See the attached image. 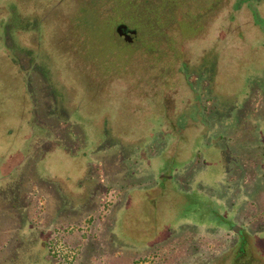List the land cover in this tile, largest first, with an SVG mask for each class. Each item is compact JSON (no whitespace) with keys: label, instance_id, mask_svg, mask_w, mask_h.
Here are the masks:
<instances>
[{"label":"rangeland","instance_id":"374dc122","mask_svg":"<svg viewBox=\"0 0 264 264\" xmlns=\"http://www.w3.org/2000/svg\"><path fill=\"white\" fill-rule=\"evenodd\" d=\"M119 10L126 18L111 20ZM120 24L137 31L132 41L118 35ZM258 42L264 46V0H0V167L20 163L24 148L35 164L36 147L54 143L75 153L102 154L98 162L107 185L96 201L106 207L107 243L120 205L118 188H112L119 155V170L134 169L143 178L138 183L145 187L136 191L150 195L156 188L148 192V185L168 188L162 201L142 203L151 221L160 222L148 242L216 236L217 257L195 250L190 264H264V170H257L264 163V143L256 150V133H264V49ZM11 119L16 123L7 124ZM132 157L133 167L127 161ZM245 163L249 167L243 172ZM21 166L29 168L28 193L37 186L46 193L32 177L31 165ZM63 172L56 174L66 181L71 172ZM13 174L0 170V199L18 193L7 186L20 176ZM2 206L8 216L16 209L8 201ZM131 206L114 225L112 245L126 251L138 241L125 228ZM11 223L13 235H0L6 256L16 242L17 219ZM231 223L238 231L229 228ZM174 242L164 264H177L184 256ZM58 247L67 261L79 255L77 264L82 263L81 252L63 243ZM87 252L89 259L95 256ZM144 255L131 264H147ZM106 259L97 264H119L110 255L111 262ZM8 260L50 264L33 242Z\"/></svg>","mask_w":264,"mask_h":264},{"label":"crops","instance_id":"0c3cea01","mask_svg":"<svg viewBox=\"0 0 264 264\" xmlns=\"http://www.w3.org/2000/svg\"><path fill=\"white\" fill-rule=\"evenodd\" d=\"M262 36L263 33L260 37ZM260 37L256 36L258 40ZM260 43L261 47L257 48L259 50L261 48L262 50L264 49L262 42H258L257 44ZM6 123H16V121L11 119L7 120ZM25 142V146H27V141ZM52 145L51 148L47 147L43 149L44 151L42 155L33 165L30 164L28 159L30 155L28 149L25 150L24 148V150H22L23 157L20 163H16L13 167H0L2 173H6V176L9 177L15 176L13 174L14 171H17L18 173L20 172V176L16 179V183L13 182V184H11L10 181H13V179H9L7 185L10 188L11 186L16 187L18 193L16 195L5 194L0 199V202L1 204L3 203V205L4 203H7V201L12 205H16V209L11 211L13 212V215L11 216L6 214L7 208L4 206L0 207V235H13L12 230L14 229V224L11 222L14 218L17 219V227L15 228L17 229L16 235L21 234L20 236L23 237L19 249H23L24 245H26V242L24 241H31L32 239L37 241H33V244L44 249L45 241L54 239L56 235L62 233L61 235H65V240H69V246L74 249L73 252H82V258L80 259L82 262L81 264H89L91 260L97 264L105 259V257L109 259V255L110 257L112 256L114 259H117L119 264H131L136 256H140L143 253H145L143 257L144 262L147 264L152 263V261H155L156 259L159 260L160 264H164V253L169 251L168 249L171 247L169 244L174 240H176V242L172 245L176 244L178 247L182 246L185 251L184 256L177 259V264H190L189 261H193L194 258L190 259L189 257H191L195 250L199 251V254L201 251L210 257H217L215 254L216 236L199 235L198 237H193L181 235L179 237H172L165 242H148L149 237L151 239L154 227L160 225V222L154 217L151 221V216L147 215L146 208H144L142 203L149 205L147 198L151 199L153 205L162 201L163 193L165 192V189L168 190V188L166 186L160 188L159 185H148L147 191L149 188H156L153 194L148 191L151 193L150 195L146 191L144 192V190L136 191V187H145V184L138 183V181L143 178L134 175V169L133 172H131L132 169L130 168L126 171L119 170L121 162L119 155H115L116 160L113 165L116 167L114 172L115 182L113 183L114 186L112 188H118L116 202L120 205L116 207L113 212L111 229L110 232L106 234L108 237H111V240L110 242L108 240L107 243H104L103 229L105 218L102 215L101 209L104 208V205L100 208L99 201H96L101 198L99 195H103L107 185H103L105 182L102 177L103 162H98V157L103 155H87L86 150L75 153L68 147L61 146V144L55 143ZM6 146L9 145L7 144ZM127 161L132 167L136 165L133 157L129 158ZM26 163L31 165L30 170L32 177H35L38 182L42 183V185L39 183L40 187L46 188L47 194L44 190H40L38 186L37 189L39 190L31 188V193H28L29 189H27L28 187L25 186L24 182L26 181L25 173L29 171V168L24 169L21 166H24ZM67 165L69 166V169ZM63 171L65 174L71 172V175H68L69 178L66 181L59 179L56 174V172L59 173ZM69 184L75 188L74 192H72L71 188L68 186ZM9 187L7 189H10ZM2 189L4 188L2 187ZM40 193L43 194L40 195ZM114 193L116 194V192ZM128 198H130V200L127 202ZM131 202L132 206L128 209L126 218L124 217L126 219L125 222H127L125 228L127 234L133 235L138 241L135 244H131V247H133L132 249L128 248L129 250L126 251L123 247H113L112 243L114 242L113 239H115L114 225L120 220L124 207L131 204ZM101 204H103V202H101ZM136 210L140 213L133 214ZM105 212L106 207L103 214ZM29 235L31 238H28ZM24 237H26V239ZM42 237L47 238L44 240ZM195 239L198 240L197 245L194 242ZM87 251H94L95 256L89 259ZM84 253L85 255H83ZM128 254L129 256L125 257V255ZM121 256H124L126 261L122 262L123 258Z\"/></svg>","mask_w":264,"mask_h":264},{"label":"trees","instance_id":"16d2710c","mask_svg":"<svg viewBox=\"0 0 264 264\" xmlns=\"http://www.w3.org/2000/svg\"><path fill=\"white\" fill-rule=\"evenodd\" d=\"M124 1H122V3H123ZM120 12H121V10H119V15L117 16V17H111V20H116V22H118V20H120V19H117V18H119V17H122L121 16V14H120ZM93 14H95V11L93 12ZM92 14V16H94ZM190 16H191V14H193V10L191 11V13H188ZM103 17V19H105V20H108L109 19V15L107 16L105 13H104V15L102 16ZM192 17V16H191ZM122 18H126L125 16L124 17H122ZM194 18H195V16H194ZM184 22H186V21H184ZM190 22H192V21H190ZM121 25V24H120ZM119 26V25H118ZM117 26V27H118ZM92 29L94 28V26H92L91 27ZM7 94H5V96H6ZM49 124L51 123V122H48ZM8 124V123H7ZM47 124V123H46ZM60 127V126H59ZM50 129H52V128H55L54 126H50L49 127ZM64 131H67V130H65L64 129ZM37 132H39V131H37ZM53 133H56V132H53ZM54 140V138L52 139V141ZM55 144V143H54ZM35 150H37V154H36V156L35 157H37L38 156V158L41 156V154H42V152L44 151V150H41V149H39L38 147H36V149ZM31 165H33V164H31ZM1 203V202H0ZM101 207H103V204H101ZM103 209H105V206H104V208ZM102 209V210H103ZM104 211V210H103ZM15 234V237H14V239H16V242H15V247H12V248H10V249H8L7 251L8 252H12L11 253V255L9 256H6L3 252L4 251H1L0 250V263L1 264H3L2 263V261L4 262V263H9V260L8 259H12V260H14L15 259V257L16 256H18V252L21 250V249H19V246H20V244L22 243V239H23V237H21L20 235H16L17 233L15 232L14 233ZM62 234V233H61ZM61 234H59V235H56L55 236V238L54 239H51V240H47V241H45V248L44 249H42V251H43V253H44V256H45V261L46 262H50V264H77V260H78V257H79V255L77 256L76 255V257H75V259L74 260H69V261H67L66 259H65V257L62 255V251L59 249V243H63V245L65 246V247H67V248H69V250L71 251V252H73V250L74 249H72V247L71 246H69L68 245V242L65 240V235H61ZM31 236L29 235L28 236V238H30ZM25 239H26V237H24ZM42 238H44V240H45V238H47V237H42ZM30 240V239H29ZM34 240L32 239L31 241H24V242H26V244H28V243H31V242H33ZM34 242H37V241H34ZM12 243V242H11ZM11 243H10V245H11ZM80 252V251H79ZM78 252V253H79ZM82 253V252H81ZM5 255V256H4Z\"/></svg>","mask_w":264,"mask_h":264},{"label":"flooded vegetation","instance_id":"af4514ba","mask_svg":"<svg viewBox=\"0 0 264 264\" xmlns=\"http://www.w3.org/2000/svg\"><path fill=\"white\" fill-rule=\"evenodd\" d=\"M256 134H258L259 135V141L261 142V144H260V142H258L257 143V148H256V150H258V148L260 147V146H262L263 145V143H264V138L263 137H261V136H264V133L263 132H259V133H256ZM258 139V138H257ZM261 156H263V153H261ZM251 162V161H250ZM248 165V163H245V164H243L242 165V169H241V171H243V172H245V171H247L248 170V167L249 166H247ZM259 168H261V170H262V168H263V170H264V163H262V161H260V167H258V165H257V170L259 169ZM246 175H244V177H245ZM258 179H259V177H258ZM257 180V179H256ZM242 182H245V184L247 185V187H248V183H249V180H248V178H243L242 179ZM262 181H260V183H261ZM263 183V182H262ZM259 184V180H257V185ZM249 193V192H248ZM249 196H251L250 194H249ZM244 199V198H243ZM252 199V198H251ZM253 200V199H252ZM245 202V203H248V201H250V200H248V201H245V200H241V202ZM244 204V203H243ZM256 204H257V202H256ZM243 217V219L244 220H247V215H245V216H242ZM246 223H247V221H246ZM230 227H232V229L234 228V231H235V226L233 227V225H232V223L229 225V228ZM229 228H228V230H229ZM240 233V232H239ZM242 233V232H241ZM226 235V234H225ZM242 234H238V240L240 241V243L241 244H244V241L246 240L245 238H243V235L241 236ZM257 240V239H256ZM255 240V241H256ZM258 241V240H257ZM256 241V242H257ZM229 250H231V249H229ZM150 264H152V263H150Z\"/></svg>","mask_w":264,"mask_h":264},{"label":"water","instance_id":"95a60500","mask_svg":"<svg viewBox=\"0 0 264 264\" xmlns=\"http://www.w3.org/2000/svg\"><path fill=\"white\" fill-rule=\"evenodd\" d=\"M118 35L124 39H126L127 41H132L134 39V37L137 35V31L136 30H132L130 29L127 25L125 24H121L117 27L116 29ZM238 229V227H236V230ZM238 231V230H237Z\"/></svg>","mask_w":264,"mask_h":264}]
</instances>
